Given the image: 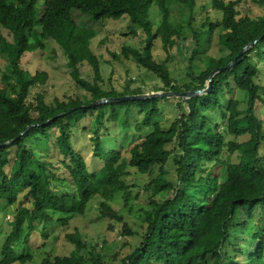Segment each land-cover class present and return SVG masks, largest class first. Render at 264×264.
Listing matches in <instances>:
<instances>
[{
    "label": "trees",
    "instance_id": "1",
    "mask_svg": "<svg viewBox=\"0 0 264 264\" xmlns=\"http://www.w3.org/2000/svg\"><path fill=\"white\" fill-rule=\"evenodd\" d=\"M250 2L263 13L256 17L239 16V0H211L213 8L221 13L218 22L221 32L217 39L223 49L220 52L224 54L205 57L204 67L197 73L193 72V64L200 54L202 36L205 33L210 36L214 27L205 23L197 30L188 23L193 30V45L186 54L187 79L177 84L168 71V52L185 39L181 26L170 23L171 8L182 5L192 11L195 0H0V56H8V68L14 80L10 82L5 74L0 75V143L32 123H42L75 109L29 129L10 145L0 147V203L13 205L20 193L24 198L29 197L31 203L30 209H20L11 222L1 245L0 264L32 262L29 253L17 256L14 246L19 248L20 241L25 242L34 229L33 220L41 218L43 224L50 221L46 210L50 204L74 214L84 211L95 199L120 193L126 206L134 186L123 178L130 172L148 178L144 190L150 192L147 201L152 208L142 209L143 232L136 233L117 210L104 200L99 201L98 215L120 223L121 238L130 235L139 238L123 256L120 252L113 253L111 260L119 259L121 264H197L199 258L210 255L213 264H264V122L257 112L264 107V86L257 79L260 68L250 57L251 53L258 55L260 47L264 46V0ZM153 6L158 18L149 15ZM71 8L95 21L126 16L128 32L135 35L136 29H140L143 33L140 49L123 46L119 53L111 55L113 59L132 58L139 68L155 76L160 82L155 91L181 93L202 89L213 69L225 66L247 43L257 42L228 70L213 76L208 94L185 100V110L183 100L177 101L175 104L181 111L164 129L155 120L159 103L156 99L79 108L101 98L136 95L143 90L138 86L132 88L130 79L123 84L122 92L102 87L99 61L87 47L80 45L81 35L77 34L79 27L69 13ZM204 28L206 31H202ZM51 39L62 40L70 78L76 87L88 90L87 99L80 100L74 95L53 98L48 103L43 90L35 91L33 98L28 99L32 88L38 90L45 84L47 74L43 71L30 74L21 67V57L24 53L42 50L43 41ZM157 39L166 54L159 62L152 54L153 42ZM80 59L90 66V80L80 76ZM235 90L245 92V100L233 98L223 107L221 99ZM239 103L244 104L243 109L238 108ZM208 110H220L223 122L209 125L205 114ZM133 114L140 117L134 123L135 130L140 132L147 128L145 136L129 148L127 158L121 155V148L104 151L98 130L107 133L103 126L111 122H122L127 129ZM86 118H89L87 128L93 129L89 141L92 156L101 161V176L88 173L84 159L72 149L70 142V130ZM226 136L246 138L233 141L226 140ZM29 139L55 145L58 154L65 159H38L26 143ZM234 153H237V162L228 163L222 159V155ZM170 156L174 160L175 183L165 177L164 165ZM216 169L220 177L214 175ZM59 171L66 173L73 196L61 198L63 196L54 193L53 188L65 182L57 177ZM198 171L204 174L197 175ZM214 178L221 180L217 183ZM37 188L43 189V200L38 198ZM256 211L262 212L263 225L249 233L252 248L242 249L236 244L232 253H228L226 243L231 232L240 230L243 234ZM23 212L27 235L21 237L20 215ZM65 238L73 245L67 255H46L37 264H108L104 242L100 246L90 244L78 232L66 234ZM125 245L127 242L122 239L120 248Z\"/></svg>",
    "mask_w": 264,
    "mask_h": 264
},
{
    "label": "rangeland",
    "instance_id": "2",
    "mask_svg": "<svg viewBox=\"0 0 264 264\" xmlns=\"http://www.w3.org/2000/svg\"><path fill=\"white\" fill-rule=\"evenodd\" d=\"M237 10L240 15H246L249 17H256L263 13L262 9L251 3L250 0H239ZM41 11V9L39 10ZM191 12V14H190ZM69 13L71 14L76 25L79 27L77 34L81 35L79 43L83 44V47L91 51L92 54L97 57L99 61L100 76L102 78V87L104 89L113 88L116 92H122L123 84L127 79L132 80L131 87H140L144 93L155 91L154 89L160 87V82L151 73L146 72L142 68H139L132 58L113 59L111 53H119L123 46L140 49L142 46L143 33L140 29H136V34L132 35L128 32V19L126 16L121 17L118 20H105L95 21L89 16L79 12L76 9L71 8ZM155 15L158 18V12L156 7L153 6L149 13ZM221 13L215 10L211 4V0H195V6L192 11L182 5H175L171 8L170 23L174 25H180L182 28L185 41H178L168 52L167 67L170 76L173 80L180 84L187 79L186 69V54L188 49L193 45L191 42L192 28L199 29L202 24H211L214 29L211 35L205 33L202 36V46L200 54L196 57L193 64V72L197 73L204 67V58L207 56L216 57L223 55L220 51L223 50L222 46L218 43V35L221 32L219 25V18ZM188 23L192 28L188 26ZM206 31L204 28L202 31ZM33 31V30H32ZM6 34V31H3ZM44 48L42 50H36L32 53H24L20 60L22 68L33 74L35 71H43L47 74L46 82L39 89H31L28 99L33 98L35 91L44 92V100L51 102L53 98L63 99L64 97L76 95L80 100L87 99L88 90L86 88L76 87L70 78L69 69L66 67V57L63 53L62 40H44ZM82 51V47H79ZM260 53L255 55L251 53L250 57L260 68L258 75L259 83L264 86V46L260 47ZM153 57L155 61L159 62L166 57L164 51L160 48V41L157 39L153 42ZM80 69V76L87 80L91 78L90 66L82 59L78 61ZM5 74V77L10 82H13L11 72L8 68V56L4 54L0 56V75ZM142 92V93H143ZM85 97H84V96ZM83 96V97H81ZM238 99L243 101L246 98V93L238 90L233 91L231 95H226L221 99L223 107L227 105L230 99ZM158 112L155 120L158 121L160 126L166 129L174 118L179 115L181 109L175 104L177 101H181L179 98H164L157 100ZM182 102V101H181ZM182 106L185 110L184 101ZM239 109L244 108V104L239 103ZM260 109V108H259ZM257 110L258 115L264 122V107ZM122 112V111H121ZM209 125H220L223 121L221 118L220 110H208L205 112ZM122 114L120 113V116ZM131 116L128 123L129 128L125 129L122 126V122H111L105 124L103 128L107 130H98L101 134V148L104 151H111L121 148L120 153L123 157L128 156V150L133 145H136L145 136L146 129H142L140 132L134 128V123L140 117L136 114ZM89 117V116H87ZM88 119H82L81 125L74 127L70 130V142L72 149L81 155L84 159L88 173L91 175H102L101 161L98 158L92 156V146L89 141V137L92 136L93 129H88ZM87 128V130H86ZM53 134L57 135L54 131ZM107 134V135H106ZM246 137H232L226 136V140L239 141L244 140ZM54 139V138H53ZM53 143L55 141H52ZM33 149L36 157L40 160L57 161L64 160L65 157L58 154L55 145H50L46 141L36 142L33 139L26 141ZM54 148H53V147ZM13 149L9 150V154ZM173 156L168 158V161L164 165L166 170L165 177L171 182L175 183V166L172 160ZM222 159L228 163H235L238 161L237 153L230 155H222ZM210 166V165H209ZM208 166V167H209ZM207 166H204L206 169ZM208 169V168H207ZM131 170V169H129ZM216 169L214 175L220 177ZM58 178L65 179L64 184H57L53 188V191L58 196H73L71 184L69 179L66 178V173L59 171L56 172ZM203 171H198L197 175H203ZM124 181L129 185H133L131 188L132 194L128 200L126 206L123 205L122 197L120 193H115L112 197H102L101 199H95L86 206L84 211L78 213H65L59 206L51 205L47 208V214L50 217V221L43 224L41 218L32 221L34 229L27 235V222L26 215L23 212L21 216V237L27 235L25 242L20 241V247L14 246V252L17 256L25 253H29L32 257L31 263L37 264L44 256L50 257L59 256L63 257L67 255L73 248V245L66 240L65 235L69 233L78 232L84 240L90 244L98 243V246L102 242L106 245V261L108 264H121L120 260H111L113 253L120 252L123 256L131 249L132 246L138 243V236L130 235L121 238L120 230L121 225L117 221L111 219L101 218L97 213V207L99 201H105L113 209L117 210L123 220L128 224L132 231L139 233L143 232V218L142 209L152 208L148 203L147 197L149 195L148 190H144V184H146L148 178L145 175L135 174L130 172L125 176ZM217 183L221 178H214ZM40 187V186H38ZM42 188H37L38 198L43 200ZM67 200V198H66ZM57 202H61L57 200ZM22 208H31L30 198H24L23 193L18 196V201L13 205H6L0 203V250L4 238L8 234L11 228V222ZM256 211L253 218L250 220L249 228L241 234L240 230H233L231 237L226 243L228 253H232V247L239 244V247L245 249L247 246L252 248V243L248 240L249 233H253L255 230H259L263 225V214ZM24 240L23 238H21ZM122 239L127 242L123 248L121 246ZM83 253V252H81ZM239 259L242 257L236 256ZM197 264H213L210 255L202 256L199 258ZM225 264V262H224Z\"/></svg>",
    "mask_w": 264,
    "mask_h": 264
},
{
    "label": "water",
    "instance_id": "3",
    "mask_svg": "<svg viewBox=\"0 0 264 264\" xmlns=\"http://www.w3.org/2000/svg\"><path fill=\"white\" fill-rule=\"evenodd\" d=\"M264 36V33L263 35ZM257 42V40H254L252 42L247 43L245 46H243V48L231 59V61H229L225 66L223 67H217L215 69H213L206 82H205V86L202 89H195V90H189V91H184L181 93H177V92H172V91H151V92H147V93H139L136 95H124V96H120V97H108V98H101L98 99L88 105H82L79 106V108H84V109H90L105 103H111V102H123V101H140V100H147V99H164V98H179L183 101L189 99V98H193V97H197L199 95H203V94H208L211 90V84H212V78L216 73L219 72H223L228 70L239 58H241L247 51L248 49H250L251 46H253L255 43ZM75 109L71 108L68 111L64 112V113H60L56 116H54L52 119L58 118V117H62L64 115L70 114L71 112H73ZM42 122V123H32L31 125H28L25 127L24 130L22 131H18L13 138L0 143V147H5L10 145L11 143H13L16 139H18L19 137H21L22 135H24L29 129L33 128V127H38L41 126L43 124H46L47 122H49L50 120Z\"/></svg>",
    "mask_w": 264,
    "mask_h": 264
}]
</instances>
